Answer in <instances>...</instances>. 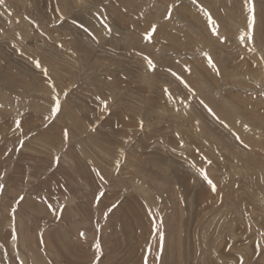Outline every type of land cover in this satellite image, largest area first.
Returning a JSON list of instances; mask_svg holds the SVG:
<instances>
[{
  "label": "rangeland",
  "instance_id": "1",
  "mask_svg": "<svg viewBox=\"0 0 264 264\" xmlns=\"http://www.w3.org/2000/svg\"><path fill=\"white\" fill-rule=\"evenodd\" d=\"M252 2L253 28L245 0L0 3V184L20 192H0V264H21L28 242L45 264H96L97 242L99 264H264V0Z\"/></svg>",
  "mask_w": 264,
  "mask_h": 264
},
{
  "label": "snow or ice",
  "instance_id": "2",
  "mask_svg": "<svg viewBox=\"0 0 264 264\" xmlns=\"http://www.w3.org/2000/svg\"><path fill=\"white\" fill-rule=\"evenodd\" d=\"M4 0H0V3H3ZM195 2V0H194ZM245 2L248 4V10H249V13L251 14L250 15V18H249V22H248V27L249 28H253L254 25H255V8H254V3L252 2V0H245ZM201 10L204 12V15L207 17V21L208 23L211 25V33L212 35L216 36L218 39L221 40V42H224L226 40V37H223L220 35V32H219V25L217 23V21L215 19H213L211 13L201 7ZM166 18H171V11H169L167 14H166ZM157 31V26L156 25H152L150 27V30L148 32H146L145 34V39L147 40H151L152 39V36L153 34ZM241 39V42H243L245 39H252V34L251 33H246L244 35H242L240 37ZM61 47H63V45H61ZM253 51L255 50L254 48L252 49ZM203 55L206 57L207 59V62L208 64L214 69L216 70L217 74H219V69L217 68L216 64L213 62V59L212 57L210 56V54H208L207 52L203 53ZM147 64H148V67L152 70H155V63L150 59V58H147ZM35 66L37 68H40L41 67V63L39 61H35ZM190 71V69H189ZM44 74L47 75V70L45 69L44 70ZM175 75V73H174ZM182 83H185V87H188L187 83L184 82V81H181ZM169 98L171 99V93H169ZM102 104H103V107H104V110L107 111L108 109V104H107V101H102ZM61 110V102L59 100V97L57 96L55 101H54V106L51 108V115L53 117H55ZM209 111L211 112V109H209ZM16 127L19 129L21 127V122L18 120L16 121ZM140 127L142 128L143 127V122L141 121L140 122ZM245 127H247V125H245ZM68 131L67 129L64 130V137L65 139L68 138ZM237 139H239V137H237ZM241 143H243V141H241ZM21 146H23V141H21ZM245 147H247V145H245ZM56 161L59 162V157H56ZM210 163V162H209ZM99 175V173H97ZM201 174L204 176V179L208 181L209 184L212 185V190L213 191H216V186L215 184L212 183V181L208 178V175L206 173V171L204 170H201ZM101 179L103 180V176H101ZM4 185L3 184H0V192H2L4 190ZM104 195L103 192L100 193V197H102ZM24 199L23 196H21L19 198L20 201H22ZM19 203V201H18ZM50 207V206H49ZM115 207V206H113ZM15 211V210H13ZM109 211H111V209H109ZM81 236H84L85 234L84 233H80ZM161 241H163V234H161ZM95 248H96V252L99 253L100 255H98L96 257V264H99V259H100V256L102 255V248H101V244L99 242H97L95 244ZM21 264H23V262H21Z\"/></svg>",
  "mask_w": 264,
  "mask_h": 264
},
{
  "label": "bare ground",
  "instance_id": "3",
  "mask_svg": "<svg viewBox=\"0 0 264 264\" xmlns=\"http://www.w3.org/2000/svg\"><path fill=\"white\" fill-rule=\"evenodd\" d=\"M83 148V147H82ZM6 192H9V193H11V194H15V196H16V194H19L20 192L15 188V187H13V186H11V185H7L6 187H5V189H4ZM26 200H27V202H32V198L31 197H28V198H26ZM43 206L41 205L40 207H39V209H40V211H38L37 213H39V214H42V213H44L43 212ZM36 212V211H35ZM73 227H74V229H75V231L76 232H78V230H79V224H74L73 225ZM13 228V227H12ZM15 232H18L19 234H21L20 236L22 237V238H25L27 241H29L30 240V237H29V235H28V233H29V231H25V229L24 228H22V225L20 224L19 225V228H13L12 229V233H15ZM32 237H33V239H34V236L33 235H31ZM87 236V235H86ZM28 239H27V238ZM68 237V236H67ZM34 241H35V239H34ZM29 244L27 245V247L25 248V250H27L28 251V253H30L31 254V256L30 257H28L27 256V251H26V253H23V249H21V250H19V249H14V250H16L15 252L17 253L16 255H17V257H19L20 258V260H21V262H23V264H45V262H43L42 261V259H39L38 257H37V255H36V253H35V251L32 249L33 247H34V249H35V246H34V244L33 243H31V242H28ZM30 245H32V246H30ZM11 246H18L17 245V241H16V239H14L13 241H12V245ZM25 247V246H24ZM26 254V255H25Z\"/></svg>",
  "mask_w": 264,
  "mask_h": 264
},
{
  "label": "water",
  "instance_id": "4",
  "mask_svg": "<svg viewBox=\"0 0 264 264\" xmlns=\"http://www.w3.org/2000/svg\"><path fill=\"white\" fill-rule=\"evenodd\" d=\"M84 237H86V236H84Z\"/></svg>",
  "mask_w": 264,
  "mask_h": 264
}]
</instances>
